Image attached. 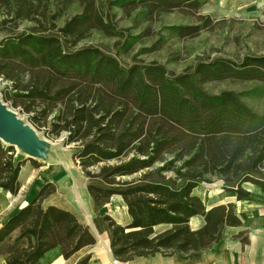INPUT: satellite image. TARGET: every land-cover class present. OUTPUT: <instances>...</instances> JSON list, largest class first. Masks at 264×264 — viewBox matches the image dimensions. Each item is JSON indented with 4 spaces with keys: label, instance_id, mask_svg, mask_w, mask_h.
<instances>
[{
    "label": "trees",
    "instance_id": "1",
    "mask_svg": "<svg viewBox=\"0 0 264 264\" xmlns=\"http://www.w3.org/2000/svg\"><path fill=\"white\" fill-rule=\"evenodd\" d=\"M206 2L0 0V79L11 88L4 99L47 138L63 137L73 146L72 159L96 211L111 197L122 198L129 224L109 216L95 220L119 262L157 254L196 260L226 228L241 227L232 204L209 210L194 194L212 178L237 201L250 197L245 185L264 192V109L257 112L244 102L246 96L264 97V55L199 62L180 74L156 62H122L140 36L119 29L114 11L136 13L144 23L174 9L192 11L196 25L170 28L184 38L211 28L210 16L197 14ZM23 24L30 26L20 31ZM94 33L114 38L115 52L79 47ZM223 80L255 85L239 93L205 90ZM23 165L15 161L13 147L0 142V189L18 193ZM55 191L54 183L43 185L3 221L0 255L6 264H37L55 247L67 260L94 245L73 214L42 206ZM197 216L203 225L193 230L189 222ZM159 226L167 228L156 232Z\"/></svg>",
    "mask_w": 264,
    "mask_h": 264
},
{
    "label": "rangeland",
    "instance_id": "2",
    "mask_svg": "<svg viewBox=\"0 0 264 264\" xmlns=\"http://www.w3.org/2000/svg\"><path fill=\"white\" fill-rule=\"evenodd\" d=\"M244 6L243 0H207L206 4L198 11V15L210 16L213 21L211 28L201 30L192 37L177 38L171 31V27L188 26L197 24V15L188 10L174 9L156 17L150 23H144L141 17H127L120 12L114 11V23L125 33L139 35V41L132 47L125 64L134 61L163 65L168 72L180 74L194 67L199 62H207L217 59H228L233 62L239 61L243 56L264 55V21L252 17H242L240 9ZM77 9H72L71 13ZM30 25L23 24L20 31ZM3 35L0 33V39ZM114 38H107L94 33L91 37L79 44L82 46H95L110 53L115 52ZM255 84L241 81L223 80L222 82L210 83L205 86L207 92L219 94L223 91L235 93L246 92ZM10 84L0 79V99L25 123L32 124L28 116L18 108H13L11 102L4 98L8 96ZM244 102L251 109L261 112L264 109V97H244ZM34 128V127H33ZM35 129V128H34ZM38 136L48 140L52 149L46 153L45 163H48V173L54 174L55 181L60 179L61 170L68 176L72 183L80 189V194L86 192L83 187L81 170L72 159V145H65L63 137L58 139L47 138L43 131L36 130ZM15 158H26L24 154L14 149ZM58 172V173H57ZM68 178V179H69ZM222 185L220 180L212 178L211 184L202 183L199 194L206 191L216 190V185ZM245 189L250 185H245ZM84 191V192H83ZM87 193V192H86ZM215 196V195H214ZM156 232L162 228H156Z\"/></svg>",
    "mask_w": 264,
    "mask_h": 264
},
{
    "label": "crops",
    "instance_id": "3",
    "mask_svg": "<svg viewBox=\"0 0 264 264\" xmlns=\"http://www.w3.org/2000/svg\"><path fill=\"white\" fill-rule=\"evenodd\" d=\"M243 2L244 6L240 9L242 17H252L264 21V0H243ZM15 161H24L18 174L20 188L16 195L0 189V226L7 217L28 204L43 185L54 183L56 185L55 193L46 198L42 206H54L70 212L79 223L89 229L95 239L94 245L81 249L67 260L63 259L60 247H55L46 252L37 264H76L86 256H89L87 264H264V192H261L256 186L250 185V188L246 189L251 194L250 197L240 201L236 200L235 194L224 193L220 183L216 185V190L207 191V193L205 191L203 195L199 194V187L194 190V194L205 201L206 208L209 210L214 206L232 204L235 214L242 223L239 228H226L220 241L212 248L200 252L198 259L189 260L178 255L157 254L138 257L125 263L115 260L110 249L107 231L101 224L95 222L97 218L109 216L122 226L129 224L130 219L121 197H111L109 203L96 211L88 193H86L87 190L82 196L80 189H77L71 179L68 176L65 177L61 170H59L60 179L55 181L54 174L48 173V163L33 160L36 162L34 165L28 158H15ZM81 175L83 177L82 172ZM82 184L86 189L84 177ZM189 225L193 230L199 229L203 225V218L193 217ZM157 228H162L161 231H163L167 227L159 226ZM241 232L244 234L238 238L237 236ZM243 237L248 238L246 244L241 242ZM0 264H6L3 255H0Z\"/></svg>",
    "mask_w": 264,
    "mask_h": 264
},
{
    "label": "water",
    "instance_id": "4",
    "mask_svg": "<svg viewBox=\"0 0 264 264\" xmlns=\"http://www.w3.org/2000/svg\"><path fill=\"white\" fill-rule=\"evenodd\" d=\"M0 142L13 147L26 158L45 161L51 143L38 136L33 127L25 123L0 99Z\"/></svg>",
    "mask_w": 264,
    "mask_h": 264
}]
</instances>
